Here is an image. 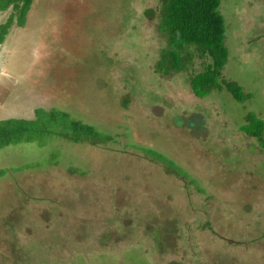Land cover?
Masks as SVG:
<instances>
[{"label": "rangeland", "instance_id": "rangeland-1", "mask_svg": "<svg viewBox=\"0 0 264 264\" xmlns=\"http://www.w3.org/2000/svg\"><path fill=\"white\" fill-rule=\"evenodd\" d=\"M159 9L34 0L6 37L0 121L60 110L113 140L68 142L55 125L0 151V264H264V151L239 132L250 112L264 121V0L222 1L229 56L222 89L206 98L188 85L208 61L196 49L183 54L189 72L155 71L167 47ZM223 80L251 97L238 103ZM192 113L200 136L175 124Z\"/></svg>", "mask_w": 264, "mask_h": 264}, {"label": "trees", "instance_id": "trees-1", "mask_svg": "<svg viewBox=\"0 0 264 264\" xmlns=\"http://www.w3.org/2000/svg\"><path fill=\"white\" fill-rule=\"evenodd\" d=\"M157 1L160 6L157 17L158 31L166 39L167 47L162 50L155 71L166 75L171 72H189L188 62L191 61V56L183 54L189 48H194L208 61L204 63L203 71L194 72L188 78V85L193 94L198 98H206L211 92L220 91L222 71L229 56L225 45V18L219 10L223 0ZM33 2L34 0H0V12L11 11L6 21L0 24V43L5 42L14 25L18 27L25 25L26 16ZM153 13V10H147L145 15L152 17ZM223 83L225 89L238 103H243L251 97L246 95L236 82L223 80ZM35 117L33 120H1L0 151L11 145L31 143L42 137V134L53 132L52 126L55 125L60 128L55 134L68 142L78 144L89 141L106 144L113 140L110 135L99 132L79 119L72 118L64 111L54 109L46 111L40 108L35 110ZM187 118L178 116L174 119L175 124L189 128L195 136L202 135L206 128L203 117L192 113ZM239 132L250 139H255L259 148L264 151V121L256 114L250 112L247 115V123L239 127ZM142 151L163 163L169 174L180 176L187 181L191 180L189 174L166 155L151 149L142 148ZM6 172L7 170L1 169L0 178L5 176Z\"/></svg>", "mask_w": 264, "mask_h": 264}, {"label": "crops", "instance_id": "crops-1", "mask_svg": "<svg viewBox=\"0 0 264 264\" xmlns=\"http://www.w3.org/2000/svg\"><path fill=\"white\" fill-rule=\"evenodd\" d=\"M2 13H4V12H0V14H2ZM6 18H7V17H6ZM6 18H2V16H1V17H0V24L3 23V22H5V21H6ZM12 31H14V29H13ZM14 33H15V31H14ZM9 34H10V33H9ZM9 34H8V35H9ZM5 41L8 42V39L5 40ZM4 44H5V43H0V48H2Z\"/></svg>", "mask_w": 264, "mask_h": 264}]
</instances>
